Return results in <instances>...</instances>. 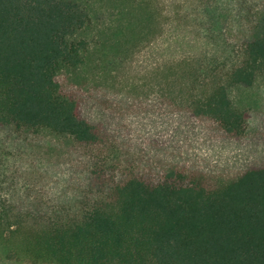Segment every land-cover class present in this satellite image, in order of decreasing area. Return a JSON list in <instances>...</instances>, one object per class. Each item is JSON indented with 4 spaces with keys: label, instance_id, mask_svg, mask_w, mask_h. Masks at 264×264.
<instances>
[{
    "label": "trees",
    "instance_id": "obj_1",
    "mask_svg": "<svg viewBox=\"0 0 264 264\" xmlns=\"http://www.w3.org/2000/svg\"><path fill=\"white\" fill-rule=\"evenodd\" d=\"M154 24L214 50L164 60L143 100L118 97L109 77ZM262 73L264 0H0L4 257L264 264V155L219 162L247 147L229 89Z\"/></svg>",
    "mask_w": 264,
    "mask_h": 264
},
{
    "label": "rangeland",
    "instance_id": "obj_2",
    "mask_svg": "<svg viewBox=\"0 0 264 264\" xmlns=\"http://www.w3.org/2000/svg\"><path fill=\"white\" fill-rule=\"evenodd\" d=\"M111 8L113 4H108ZM160 17L157 14V20ZM177 26L179 37L171 40L172 35L167 32L165 35L159 33V25L154 24L149 39L145 38L136 48V52L129 58L127 65L119 71L115 79L109 77L110 84L114 83L115 88L111 92L120 96H128L129 99L137 98L143 100V93L150 94V90L157 89L160 79L157 67L166 59L179 58L184 55H198L214 50V45L207 38L199 35L190 27ZM154 34V35H151ZM152 39V41H149ZM117 81V83H116ZM137 85L136 88L134 86ZM229 95L234 104L241 110H246L249 118L245 128L246 145L244 151L227 150L220 158V163L225 170H236L233 160L240 154L264 155V73L257 76L250 86L236 85L229 89ZM152 96V95H151ZM148 96V98H152ZM211 159H219V153L211 152ZM65 162V161H64ZM62 166V165H61ZM35 191L40 194H47L46 198L52 197V188L48 184L38 186ZM0 264H31L28 261L7 260L0 251Z\"/></svg>",
    "mask_w": 264,
    "mask_h": 264
}]
</instances>
